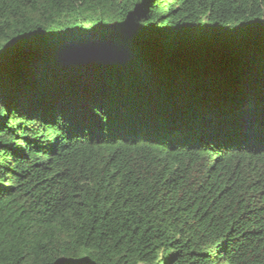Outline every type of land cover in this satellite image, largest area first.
<instances>
[{
  "label": "trees",
  "instance_id": "1",
  "mask_svg": "<svg viewBox=\"0 0 264 264\" xmlns=\"http://www.w3.org/2000/svg\"><path fill=\"white\" fill-rule=\"evenodd\" d=\"M0 264H264V0H0Z\"/></svg>",
  "mask_w": 264,
  "mask_h": 264
}]
</instances>
